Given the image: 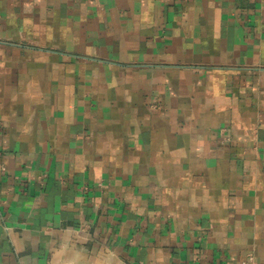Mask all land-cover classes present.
Masks as SVG:
<instances>
[{
	"label": "crops",
	"instance_id": "1",
	"mask_svg": "<svg viewBox=\"0 0 264 264\" xmlns=\"http://www.w3.org/2000/svg\"><path fill=\"white\" fill-rule=\"evenodd\" d=\"M0 264H264V0H0Z\"/></svg>",
	"mask_w": 264,
	"mask_h": 264
},
{
	"label": "built area",
	"instance_id": "2",
	"mask_svg": "<svg viewBox=\"0 0 264 264\" xmlns=\"http://www.w3.org/2000/svg\"><path fill=\"white\" fill-rule=\"evenodd\" d=\"M248 260H249V261H252V260H253L252 256H249V257H248Z\"/></svg>",
	"mask_w": 264,
	"mask_h": 264
}]
</instances>
